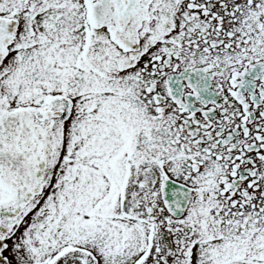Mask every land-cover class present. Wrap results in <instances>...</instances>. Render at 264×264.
<instances>
[{
	"label": "snow or ice",
	"instance_id": "6c2138e0",
	"mask_svg": "<svg viewBox=\"0 0 264 264\" xmlns=\"http://www.w3.org/2000/svg\"><path fill=\"white\" fill-rule=\"evenodd\" d=\"M0 264H264V0H0Z\"/></svg>",
	"mask_w": 264,
	"mask_h": 264
}]
</instances>
